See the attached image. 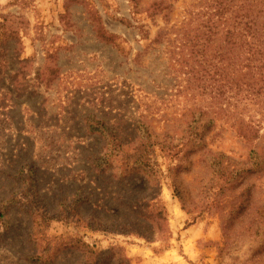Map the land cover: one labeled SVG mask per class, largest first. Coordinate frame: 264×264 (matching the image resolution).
<instances>
[{"label":"rangeland","instance_id":"rangeland-1","mask_svg":"<svg viewBox=\"0 0 264 264\" xmlns=\"http://www.w3.org/2000/svg\"><path fill=\"white\" fill-rule=\"evenodd\" d=\"M153 1L0 0V168L8 158L18 160L0 169V184L12 188L16 182L5 180L3 171L32 162V192L50 208L60 197L68 201L65 211L41 225V236L52 244L51 264H86L87 257L88 264L242 259L237 250L233 258L219 254L220 218L209 193L201 192L208 177L203 151L176 157L155 147V183L143 172L116 175V161L98 171L88 159L103 150L101 136L87 130L88 114L112 123L125 139L139 121L178 136L191 112L203 106L214 116L207 148L244 159L251 148L264 146V99L228 100L187 79L192 74L185 72L179 30L196 17L192 9L212 0H164L171 8L167 18L164 10L149 9ZM98 30L112 35L111 41ZM205 78V84L212 82L210 74ZM241 118L258 128L254 140L237 134L232 122ZM251 181L252 203L264 206V176ZM148 208L160 211V218L148 217ZM91 214L112 225H94ZM8 217L10 226L0 227V264H46L26 256L32 250L24 239L29 219L23 211L13 208ZM257 244L239 252L255 257Z\"/></svg>","mask_w":264,"mask_h":264},{"label":"trees","instance_id":"trees-1","mask_svg":"<svg viewBox=\"0 0 264 264\" xmlns=\"http://www.w3.org/2000/svg\"><path fill=\"white\" fill-rule=\"evenodd\" d=\"M252 2H261L263 5L258 7V3L252 5ZM166 4L164 0H154L148 7L152 12L164 10V17L167 18L171 8ZM196 7L191 10L196 17L183 23L179 30L182 37L178 45L185 60V72L192 74V77H187L188 81L190 78L198 81V87L203 89L214 88V96L223 95L228 100L251 98L260 102V99H264V1L212 0L211 3ZM98 35L105 41H111L112 35L106 36L100 30ZM172 38L170 43L175 49L176 34ZM55 73L56 70L51 71V74ZM205 74H210L211 83L205 84ZM227 105L226 102L223 109L230 103ZM85 122L87 130L97 132L103 140L102 152L88 155L91 164L98 171L116 161V175L124 176L132 171L143 172L155 183L156 169L152 159L155 147L176 157L181 152L203 151L208 177L201 192L209 193L212 206L220 218L223 240L218 247L219 254L224 256L228 253V257L233 258L232 254L237 250V256L242 258L239 264H264V206L252 203L254 182L251 181L252 178L264 176V146L260 150L251 148L244 159H234L224 151L207 148L206 138L214 127V116L203 106L191 112L178 136L168 131L158 133L145 122L139 121L132 137L125 139L112 123L105 122L94 114H88ZM232 125H235L237 134L247 141H252L259 135L258 128L252 121L241 118L233 121ZM184 157L188 159L187 155ZM7 161L13 164L18 162L12 158ZM8 163H2L0 169L7 168ZM3 174L5 180L12 178L16 183L12 188L0 184V188L4 189L1 193L4 195L0 196V227L10 226L11 218L8 216L13 208L22 210L29 219L24 239L30 244L28 248L32 250V254L26 255L27 258L51 264L52 244L41 236V225L48 217L65 211L68 201L60 197L56 206L50 208L43 203L37 190L32 192L36 180V166L32 162L19 164L15 172L7 169ZM174 190L182 203H185L181 188L175 184ZM79 192L80 190L78 197ZM131 205H135V202ZM146 212L150 218H160L158 210L148 208ZM89 218L96 226L99 223L112 225L93 214ZM255 242L258 243L254 251L255 257L252 254L247 257L246 252H239V248H250ZM257 252L261 254L256 255ZM234 257L236 258V254ZM233 259L230 260L232 264ZM83 261L88 264L89 257Z\"/></svg>","mask_w":264,"mask_h":264}]
</instances>
